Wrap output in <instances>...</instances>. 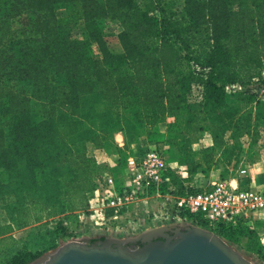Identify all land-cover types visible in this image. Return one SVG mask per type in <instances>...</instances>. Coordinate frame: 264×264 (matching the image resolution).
I'll use <instances>...</instances> for the list:
<instances>
[{
    "label": "trees",
    "instance_id": "trees-1",
    "mask_svg": "<svg viewBox=\"0 0 264 264\" xmlns=\"http://www.w3.org/2000/svg\"><path fill=\"white\" fill-rule=\"evenodd\" d=\"M62 4L78 14L87 40L64 35L55 14ZM22 13L28 24L12 35L8 23ZM256 80L264 82V0H0V205L13 200L11 222H0V264L38 257L17 248L15 227L56 222L52 233L69 235L62 220L87 211L100 174L93 152L113 133L126 138L118 155L134 157L144 134L160 151L153 136L161 124L184 130L183 137L207 131L183 129L194 87L200 103L219 104L226 86ZM96 103L116 118L98 121ZM211 129L206 163L222 143L221 128ZM168 176L182 193L185 182L174 171ZM241 234L244 240L217 232L259 254L257 233Z\"/></svg>",
    "mask_w": 264,
    "mask_h": 264
},
{
    "label": "rangeland",
    "instance_id": "rangeland-1",
    "mask_svg": "<svg viewBox=\"0 0 264 264\" xmlns=\"http://www.w3.org/2000/svg\"><path fill=\"white\" fill-rule=\"evenodd\" d=\"M55 14L63 27L64 35L68 39L87 40L81 21L75 19L78 14L70 6L59 5ZM26 18L28 17L25 13L11 18L7 28L12 32V35H16L26 28L25 26L28 24ZM106 34L108 35L109 46L113 50H117L118 44L112 37V33L108 31ZM91 44L92 49L95 50L97 45L93 41ZM95 57L99 58L100 56L95 53ZM200 92V88L194 87L192 96L187 98L184 111L187 116L183 121V129L193 125L202 126L207 131L183 137L182 132L184 130L161 124L156 130V136H153L159 142L156 147L165 157L169 170L174 171L176 175H178L177 172H182V180L185 184L201 188L214 181L236 178L242 170L247 171L252 167L258 169V163L264 160V82L256 80L246 88L226 86L224 89L225 100L219 104L210 101L200 103ZM94 112L98 121L102 115H108L115 119L117 114L115 110L106 109L100 103L94 104ZM170 121L172 119H168V122ZM212 125L221 128L222 143L214 149L213 161L206 163L204 160L209 155L212 145L207 146L204 138L212 140L210 131H216L215 129L210 130ZM136 147L135 142H130L129 152H133ZM115 161L117 172H119L118 169L125 168L127 165L125 155L117 154ZM116 177L122 181L124 175L122 177L116 175ZM151 205H153L152 202L147 204L136 202L130 206L123 217L115 222L116 225L119 224L120 231L105 238L124 240L159 227L193 225L188 221L154 222L152 212H156V209H150ZM12 208V199L3 207L0 205V222L2 224L11 222ZM67 220L71 221L68 229L69 235L52 233L54 224L49 221L26 228L15 227L12 236L17 242V248L37 254L38 259L51 254L68 242L97 239V237H88L79 233L74 218L70 217ZM230 244L253 264H264V246L261 243L259 254L258 252H247L243 245Z\"/></svg>",
    "mask_w": 264,
    "mask_h": 264
},
{
    "label": "built area",
    "instance_id": "built-area-1",
    "mask_svg": "<svg viewBox=\"0 0 264 264\" xmlns=\"http://www.w3.org/2000/svg\"><path fill=\"white\" fill-rule=\"evenodd\" d=\"M127 168L129 172L122 181L112 171L95 179L87 211L78 212L74 218L79 233L97 238L113 236L120 231L115 222L136 202L153 203L150 209H156L152 212L154 222L188 221L215 234L221 230L235 232L241 240L245 236L240 233L264 227V188L253 187L246 170L236 178L214 181L202 188L184 184L180 193L170 181L169 165L158 150L127 159ZM177 174L183 179L182 172ZM108 210L114 215L107 216ZM121 210L124 213H119ZM62 221L68 231L71 221Z\"/></svg>",
    "mask_w": 264,
    "mask_h": 264
},
{
    "label": "water",
    "instance_id": "water-1",
    "mask_svg": "<svg viewBox=\"0 0 264 264\" xmlns=\"http://www.w3.org/2000/svg\"><path fill=\"white\" fill-rule=\"evenodd\" d=\"M172 232L169 235L168 232ZM160 237V240L153 238ZM142 242L141 246L128 244ZM28 264H253L212 231L193 226L150 229L134 238L68 242Z\"/></svg>",
    "mask_w": 264,
    "mask_h": 264
},
{
    "label": "crops",
    "instance_id": "crops-1",
    "mask_svg": "<svg viewBox=\"0 0 264 264\" xmlns=\"http://www.w3.org/2000/svg\"><path fill=\"white\" fill-rule=\"evenodd\" d=\"M204 140L207 146L212 145V142H211L212 140L208 138H204ZM125 143H126V138L124 136V133L115 132L110 136L109 140L106 143H104L101 149L96 150L94 152V158L96 161L97 170L100 174H103L108 171H112L118 177H122L123 175H126L129 172L127 165L125 168L118 169L119 172H117L116 170L117 163L115 161V156L117 155L118 151L124 150ZM154 145L155 143L150 142L147 139V136L145 134L141 135V137L139 138V148L137 150H134L135 156L133 157L131 156V154L130 155L127 154L125 158L126 160L136 158L140 150L152 149ZM263 164H264V160L258 163V169L255 167L254 168L252 167L251 169L247 170V176L249 177L251 184L253 185V187L258 188V189L264 188V165ZM256 233H257L259 242L264 246V227L260 225ZM85 236L92 237V234H86Z\"/></svg>",
    "mask_w": 264,
    "mask_h": 264
},
{
    "label": "flooded vegetation",
    "instance_id": "flooded-vegetation-1",
    "mask_svg": "<svg viewBox=\"0 0 264 264\" xmlns=\"http://www.w3.org/2000/svg\"><path fill=\"white\" fill-rule=\"evenodd\" d=\"M168 234L169 235H172V232H168ZM160 239H162V238H160V237H157V238H153V240H160ZM96 241H100V239L99 238H97V239H93V240H91V241H89V242H96ZM142 245V242H135V243H130V244H128V246H130V247H135V246H141Z\"/></svg>",
    "mask_w": 264,
    "mask_h": 264
}]
</instances>
